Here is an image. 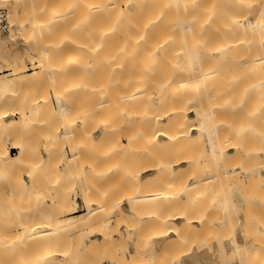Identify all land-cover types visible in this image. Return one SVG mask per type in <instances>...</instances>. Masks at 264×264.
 Returning a JSON list of instances; mask_svg holds the SVG:
<instances>
[{
    "label": "bare ground",
    "instance_id": "obj_1",
    "mask_svg": "<svg viewBox=\"0 0 264 264\" xmlns=\"http://www.w3.org/2000/svg\"><path fill=\"white\" fill-rule=\"evenodd\" d=\"M15 1L22 9L8 18L10 24L17 18L23 32L26 25L40 26L59 17L58 5V9L51 7L47 0ZM83 1L86 47L104 57L119 75L107 80L102 89L105 109L111 114L119 108L117 101L116 107L112 105L116 99L122 111L145 122L140 133H124L126 147L122 138L117 142L124 148L139 142L147 149H138L140 160L142 153L145 159H151V151L157 154L151 153L150 163L145 165L142 160V167L125 174V203L107 200L109 191L106 201L97 200L95 184L86 180L81 184V198L87 205L82 214L74 212L76 196L70 195L68 184L56 183L54 198L48 201L35 174L28 173L30 184L22 175L15 177L18 188L10 189L9 196L21 194L27 201L28 195L30 208L38 213L32 221L22 219L17 225L0 228V264H113L114 259L117 262L118 247L112 248L116 245L130 247L123 254L130 258L124 264H144L149 250L162 255L179 245L183 250L172 261L170 253L168 264H217L220 259H228V264H264V0ZM236 34L238 39H232ZM25 41L27 57L36 58L39 52L31 32L26 31ZM44 45L45 57L40 55L37 61L50 71L54 43ZM17 54L11 59L0 53L12 69L0 74L2 97L17 96V85L24 82L18 77V63L25 59ZM67 91L55 89V111L63 122L60 137L76 145L71 155H65L61 171L69 170L71 175L82 151L77 143L80 134L76 138L80 113L67 104ZM35 102L21 105L18 119H8L10 113L0 111V133L18 135L24 128L26 133L33 121L49 126L51 109ZM28 123L32 124L26 127ZM107 127L112 128L109 123ZM53 140L56 145L62 142L57 137ZM13 147L18 150L16 155L8 147L0 150L4 174L14 172V164L32 168L36 158L26 142L13 143ZM41 160L44 163L39 164L46 168L55 158L50 154ZM98 170L92 162L84 175H96ZM6 199L0 195L3 222L10 214ZM68 228L89 241L84 247L77 245L75 253L83 252L73 255L59 247L58 241L68 240L63 235ZM111 249L115 255L108 257Z\"/></svg>",
    "mask_w": 264,
    "mask_h": 264
},
{
    "label": "rangeland",
    "instance_id": "obj_2",
    "mask_svg": "<svg viewBox=\"0 0 264 264\" xmlns=\"http://www.w3.org/2000/svg\"><path fill=\"white\" fill-rule=\"evenodd\" d=\"M14 1L15 0L6 2L7 4L5 2L0 1V53H2V55H4L5 57H10L11 59H14V57L18 55L17 54L18 52L25 59L24 62L18 63V75H19L18 77L24 79V82L18 83L17 85L18 91H15L19 93L17 96L8 94L5 97H2V94H0V111L6 110L7 113H10L9 116L7 117L8 119L10 118L18 119L19 114L17 112L21 105H25L26 107L28 106L27 104H30L31 102H32L31 104H33L34 101H37L35 103H37L39 107H41L42 109L43 108L44 109L47 108L48 110L51 109L50 111H52V116L47 117L50 120H49V126H47L46 128L39 125L40 123H38L37 121L36 122L33 121V123H35L34 125H29L32 123L26 124V127L30 126L29 128H27V132H26L27 134L24 133L26 131L25 128H24L25 131L23 130L24 134L20 133L17 135L16 133H12V134L0 133V150L4 149L5 147H8L9 150L11 151V154L16 155L18 153V150L13 149V143L23 144L26 142L30 145V150L33 149L31 150L32 158L33 157L35 158L36 156V158L39 157L38 159H40L38 162V159L36 160L35 158L32 164L33 165L32 168L30 165L16 166L14 162L9 161V164L11 165L14 164L13 165L14 172H11L12 175L14 176H12L11 173L9 172L8 173L6 172L4 174L5 171L1 165L2 161H0V195L1 194L6 195L7 210L10 213L8 214L9 219L6 220L5 222H3L0 219V228L4 227L5 224L8 225V227H10L11 225H17L18 221L22 219H26V220L30 219V221H32L33 218L37 215L36 213H38V211H33V209L30 208V205H32V203L31 204L29 203L30 199L28 195H27L28 197L27 201L25 199L26 196L24 197L21 194H18V196L15 198L9 196L8 192L10 189L18 188V186L15 185L17 183V179H15V177H18V175H22L23 178L26 179L27 183L30 184L32 181L27 175L28 173L29 174L31 173L33 175L35 174L34 177L36 183L40 186V188L43 191L42 196L45 197L44 199L48 201L54 198V193H55L54 190H56L55 189L56 183L57 185L58 184L61 185L60 184L61 182L62 184L65 185L68 184L70 195L72 197L76 196L78 203H79V199H81L80 202L82 206L79 203V210L74 211L75 213L78 214L84 213L87 207L85 201H83L81 198V190H82L81 184H83L86 180L95 184L96 192L94 194V197L97 198V200L106 201L105 197L107 196V192L109 191L107 200L112 199L114 202L121 201L125 203L126 202L124 200L125 191L122 189V184H124L123 182L125 181L126 178V177L124 178L125 174L131 168L135 167V169H139L140 165L142 167V160L143 163L146 162L145 165H147V163H150L147 161L153 160L152 158L153 156H151V153L152 155L154 153L152 151L151 153L148 151L150 153L149 157L151 159L147 157L145 159L146 155L145 153H142L144 159L142 157L140 160L138 155L141 153V151H146L147 149L142 147V145L139 144V142L136 144L138 146L140 145L139 147L135 145L136 147L134 146L128 148H124L122 145H120L117 142L119 138H122V141L126 147L127 140L123 136L124 133L125 132L133 133L134 131L135 133L133 134L140 133V129L142 128L145 122H143L142 120L135 119L132 115H130L131 114L130 112L127 113L126 111H122L121 102L119 103L118 100L116 99L112 101L113 102L112 105L116 107L115 104L118 103L120 105L119 106L120 109L118 108V106L116 108H113L111 114H108V111L105 109L103 102L106 99L103 96L102 89L104 88L105 84H107V80L113 79L112 77L116 76L118 72H116L115 67L112 68L113 66L109 67L108 64H106L104 57L100 56L97 53H93L92 51L87 49L86 47L87 43L85 39L86 26L84 21L85 20L84 9H83L84 7H81L82 6L80 4L81 0L78 1L75 0L77 4H74L75 3L74 0H47V2L51 7L53 6L56 9L58 8L60 9L58 10L59 17L57 16L56 18L49 20L48 23L40 26L26 25V29L24 30V32L22 31L20 27L21 23L17 18L15 19L13 18L14 22L16 23L12 22L13 20L12 19L11 24L8 18V16L9 17L11 16L8 14H12L14 10L20 12L22 9V5L21 4L18 5L19 3L16 1L14 3ZM13 3L17 6L14 7ZM81 3H84V1L82 0ZM57 5L58 8L56 7ZM75 5H77L76 7L78 8H75ZM67 14L68 16H66ZM69 14L73 16L71 15L69 16ZM80 14L83 15L81 18H80L81 16ZM60 15L63 17H61ZM77 16L79 17L78 18L79 20L76 19ZM70 17H74V18L71 20ZM74 20L75 21L77 20L76 21L77 23ZM72 21L74 24H72ZM26 31L31 32L35 40L34 42L35 47L38 48L37 50L39 54L35 56L36 58L33 57V59L27 57V43L25 41ZM234 37H232V39L235 40L238 39L239 36L236 34L234 35ZM51 41L54 43V46L52 47L53 50L51 52L53 55L54 67L50 71H47L39 67L37 60H39L38 57L40 55L41 58L45 57L44 52L46 49V45L44 44H47L48 42ZM31 62H33V64ZM102 62L104 63V65ZM10 64L4 62L3 59H0V69L2 70V71L0 70L1 75L4 73H11L12 69H9L10 67H8V65ZM108 67L110 68V70ZM19 68L21 69L19 70ZM33 72H38V73H36L35 75H30ZM18 77H14V78L16 79ZM115 79H118V77ZM56 88L68 89V91L64 94V96H67V104L72 108V110L76 111L77 113H80L77 118L79 131H77L76 138H79L78 134H80V141L77 143H80L79 146H81L80 150L82 151L81 152L82 155L80 154L79 157L80 160H78L79 161L78 165L77 167H75L76 170L73 169V173H72L73 175L72 174L68 175V173H70L69 170L67 171L64 170L66 171L65 175H64V171L61 172L64 169L63 166L66 165L65 155H71V152L73 150L72 148L75 149L76 145L75 144L70 145L64 141V138L60 137V134L63 132V124H62L63 122L59 118V116H57V111H55L58 107V100L55 92ZM71 89H76L77 93L74 92L73 95L71 93L72 92ZM116 101L117 103H115ZM108 123L112 127L110 130L109 127H107ZM140 126L141 128H139ZM31 127L32 129H30ZM259 128L261 129L262 126L260 125ZM28 131L30 133H28ZM53 137H57L59 140H61L62 141L61 144L56 145L53 140ZM111 141H113V143H110ZM57 146H59V148ZM138 149H140L141 151ZM159 152L160 151H158V153ZM35 154L39 156L37 157V155ZM50 154L53 155L55 161L53 163H49L50 165L47 164L48 162L47 163L45 162L46 165H48L45 168L44 165H41L39 163H44L42 162L43 160H41L42 156L49 157ZM142 154L140 155V157L142 156ZM155 154H157V152H155ZM137 159L139 160L137 161ZM92 162H95V164L98 166L99 172L96 175L93 174L94 176L90 174L87 175L86 177L84 175V172L87 173L86 171L89 170L90 163ZM55 173L59 175H56ZM61 173L63 174L62 176ZM82 174L86 178L82 177L81 176ZM55 175L58 177L55 178L56 177ZM66 176L67 177L70 176V177H68L67 179ZM5 177H8L9 181ZM12 178L14 179L12 180ZM110 178L112 179V181ZM7 181L8 182L11 181V183H8ZM7 186L10 188H8ZM58 212L60 213V211ZM58 212L57 210L55 211V213L59 214ZM68 213H69V209L67 208L66 214ZM100 213L103 214V211L102 212L100 211ZM60 216L62 217V214H60ZM113 228L111 227L109 229L112 231ZM65 230L63 231V235H66L64 237H67L68 240L64 238L66 241L62 240L60 241V244L58 241L59 247L60 248L66 247L65 249L69 250V252L73 255L78 254L79 251L83 252V250L79 249V251L75 253L76 249L80 247V244L81 247H84L88 245L89 241H86L87 239L85 237L79 234H75V232L72 229L68 228ZM67 231L70 232H68L67 234L66 233ZM146 231L147 232L149 231L148 228ZM69 240L71 241L70 244H68ZM60 245H62V247ZM122 246L116 245V248L115 246H113L112 247L113 249L116 250L118 247V250L115 252L114 250L111 249L112 252L109 251L110 252V253L108 252L109 255L106 254L108 257L115 255L114 252L117 254L115 255L117 262L114 261L115 260L114 259L112 262L113 264L114 263L124 264L127 260L130 259L128 256H126L127 258L123 256V254L126 255V251L130 249V247L127 246V250H126L125 249L126 246L124 247V249ZM180 246L181 245H179V247ZM120 247L121 249H119ZM179 247L178 248L176 247L178 250L175 247L174 248L170 247L171 249L170 248L169 250L166 249V253L163 252L162 255L160 252H159L160 254L153 253L152 250H149L146 253L145 256L146 258L143 257V260L145 261L144 264H147V262L148 263L152 262V259H154L153 262L155 264L157 261H159L157 262L158 264H162L160 261H162L163 264H168L167 263L168 261L170 263L169 254L170 253L172 254L171 261L173 260V257L176 260L175 257L178 256V252H181L183 250L182 248H184L183 246H181L182 248ZM72 248L75 250H72ZM172 249L173 250L175 249L174 250L175 252ZM164 254L166 255L165 257ZM106 255L104 254L103 257H105ZM103 257L102 255L99 256L100 259H103ZM156 258L158 259L156 260ZM227 260L228 259L225 260L220 259L217 261V264H219V262L220 264L223 263L225 264ZM226 264H228V262Z\"/></svg>",
    "mask_w": 264,
    "mask_h": 264
},
{
    "label": "crops",
    "instance_id": "obj_3",
    "mask_svg": "<svg viewBox=\"0 0 264 264\" xmlns=\"http://www.w3.org/2000/svg\"><path fill=\"white\" fill-rule=\"evenodd\" d=\"M13 149H15L14 147H13ZM81 199H79V203L81 204ZM79 203H78V200L76 199V205H75V210L76 211H78L79 210ZM81 206H82V204H81Z\"/></svg>",
    "mask_w": 264,
    "mask_h": 264
}]
</instances>
